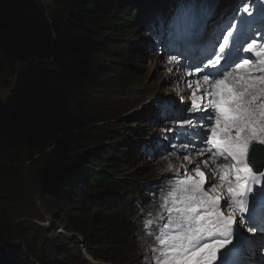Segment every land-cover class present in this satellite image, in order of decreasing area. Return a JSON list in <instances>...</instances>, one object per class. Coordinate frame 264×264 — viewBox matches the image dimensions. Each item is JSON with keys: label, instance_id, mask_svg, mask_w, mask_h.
Listing matches in <instances>:
<instances>
[{"label": "trees", "instance_id": "obj_1", "mask_svg": "<svg viewBox=\"0 0 264 264\" xmlns=\"http://www.w3.org/2000/svg\"><path fill=\"white\" fill-rule=\"evenodd\" d=\"M172 3L155 0L145 10L138 0H57L48 10L40 0H0V63L14 66L16 76L9 95L0 99V176L28 163L40 192L54 202L47 211L72 233L16 228L19 216L12 212L9 221L8 201L0 193V264H67L75 255L85 261L73 234L97 240L90 233L97 229H104L98 243L112 247L91 250L84 240L96 259L116 257L130 240L151 241L144 225L159 197L156 182L121 175L133 150L141 154L153 141L141 136L147 132L143 118L129 115L138 123L110 126L108 136L105 116L82 104L87 94L122 96L138 87L127 66L139 60L129 59L147 52V18L154 28V13ZM139 12V33L129 36ZM100 121L97 140L89 131Z\"/></svg>", "mask_w": 264, "mask_h": 264}, {"label": "snow or ice", "instance_id": "obj_2", "mask_svg": "<svg viewBox=\"0 0 264 264\" xmlns=\"http://www.w3.org/2000/svg\"><path fill=\"white\" fill-rule=\"evenodd\" d=\"M242 6L243 14L234 13L221 18L213 26L211 33L206 31V25L214 17L215 9L198 4L197 0H189L172 21L171 26L178 38L189 42L195 38L207 41L197 49L193 62L189 64L196 73H204L203 88L200 79L194 83L189 82L192 103L188 111L202 114L199 127L202 129V143L205 145L204 149L194 150L201 156L207 155L208 159L215 160L218 157L222 165L231 164L235 170V182L227 180L225 176L220 177L227 183L228 198L224 201V206L228 215L221 211V197L209 196L204 191V173L199 164L193 167L198 178L185 174L184 179L173 185L169 195L173 197L174 204L177 200L182 204V207L176 208L178 217L175 227L186 234L166 237L162 232L158 235L156 239L161 249L156 264H177V257L183 260V264H213L218 259V253L219 264H234V257L238 254L243 239L242 228L246 226L243 214L248 213V220L256 225V208L258 205L264 206V186L255 192L252 187L264 181V47L257 50L254 47L255 40L244 46L254 18L247 0H242ZM261 32H264V25L254 35L260 36ZM261 39L264 40V37ZM245 54L258 59L259 64L252 65L249 59L243 58ZM176 60V56L170 57L171 62ZM197 64L203 67L196 66ZM238 69H244L245 75L233 77ZM197 90H201L199 94ZM205 96L209 98L208 103L201 107L199 101ZM180 127L183 129L181 135L188 138L191 134L187 129L198 126L193 118L182 120ZM183 148L188 150V145H183ZM250 148V160L256 172L249 166ZM208 159L202 163L207 165ZM210 190L216 192L217 186L210 185ZM176 193L181 195L177 196ZM249 194L252 196L251 212L248 208ZM236 213L241 214L239 221ZM171 224L170 220L169 225ZM259 224L264 228V215ZM234 225H237L235 244ZM247 231L254 232L255 227L248 228ZM228 245L231 247H226Z\"/></svg>", "mask_w": 264, "mask_h": 264}, {"label": "rangeland", "instance_id": "obj_3", "mask_svg": "<svg viewBox=\"0 0 264 264\" xmlns=\"http://www.w3.org/2000/svg\"><path fill=\"white\" fill-rule=\"evenodd\" d=\"M154 1L155 0H150V2H147L146 0H138L139 4H137V6L138 8H145V5L149 6ZM40 2L48 10L57 6V0H40ZM182 2L184 5H187L189 0H182ZM227 2L231 5L232 3L235 4L236 0H227ZM137 22L138 25L141 22L140 12L135 24H133L132 28H129V36L135 35V25ZM153 46L156 47L155 42L153 43ZM146 51L147 52L143 51L139 57H137L135 52L132 53L129 60L133 61L134 58H136L139 62H132L133 65L127 66L128 70L131 71L132 75L137 79L138 89L133 86L131 90L127 91L128 95L122 96L115 94V92L87 94L88 102L82 104L83 106H86V108H91L95 112V115L97 114L96 112H98L105 116L107 121L104 122L105 125L103 126H105L104 128L106 129H103V133L108 136L111 134V132L107 131V128L110 126L116 124L121 125L123 123L131 124V121L133 123H138L140 117L146 118L151 116V113L157 110L159 104H172L173 110L175 112H181L183 115L189 112L188 109L190 108V105L183 100H180L174 90L177 85L182 84L179 82L180 77L178 68L173 70V64L170 61L171 56L167 55L165 51H159L158 48L151 49L149 46H146ZM14 69L15 67L10 66L8 62L3 60L1 61L0 99H5L14 85L16 77ZM182 74L183 73L181 72L180 76H182ZM191 93L192 90L188 92L187 96L191 95ZM129 115H137L139 118L135 120L127 119L126 117ZM152 119L158 121V123L153 125L142 123V125L145 129L149 130V132H155L159 135L158 142L166 141L168 139V135L176 133L182 121L174 118H162L155 115H152ZM184 120L187 119L184 118ZM100 124H102L101 121L94 123L93 126L90 127L89 131L91 136L97 140H100L101 136ZM196 124L197 126H200L199 122H196ZM145 134L146 133L143 132L141 135L144 136ZM186 156L187 159L185 158ZM205 159L206 157L201 156L199 153L190 156L187 154L184 155L183 158L176 157L173 159L168 157L167 154H163L159 160L146 159L145 157L140 156V158H133L129 168L126 167L122 169L121 175L129 176V174H132L134 177L141 174L143 179H152L156 177L162 182L176 178H185V174L198 178V174L194 172L193 167L195 164H199L200 170L204 173L205 179V183L202 187L210 190V185L217 186L218 178L215 176V173L207 167V165L202 163ZM28 165L29 164L25 162L23 164L11 166L12 169L7 177L3 175L0 176V193L5 195V199L8 201L6 208L11 211L9 221L10 219L11 222L14 220L11 218L13 212L14 216H19L18 219L14 221L16 223V228L20 227L28 233L29 231H33L35 226H41L50 228V230H54L59 233L58 228L61 227L60 223L55 221L47 211V203L54 204V202L40 192L39 186L35 182V178L32 176V173H30L31 169ZM130 169L133 170L129 171ZM90 233L97 238V240H95L92 236H89L84 239L91 250H97L99 245L107 248L112 247V244H109L106 241H103V246L98 243L100 237L104 234V229H102V232L100 229H97L95 231H91ZM74 244L81 251L80 246H82V244L78 242H74ZM99 252L105 257H112L108 253ZM125 252L129 253L122 254V258H119V252H115L117 256L113 257V259H116V264L146 263L144 262V256L137 253L135 245L125 249ZM81 253L83 254V247ZM81 256L84 258L83 255ZM30 259L32 260V258ZM97 262L98 264H112L99 261ZM35 264L38 263L36 262ZM67 264L89 263L87 260L82 261L80 255H75L70 257V261L67 262Z\"/></svg>", "mask_w": 264, "mask_h": 264}, {"label": "water", "instance_id": "obj_4", "mask_svg": "<svg viewBox=\"0 0 264 264\" xmlns=\"http://www.w3.org/2000/svg\"><path fill=\"white\" fill-rule=\"evenodd\" d=\"M253 167L255 168V166L253 165Z\"/></svg>", "mask_w": 264, "mask_h": 264}, {"label": "bare ground", "instance_id": "obj_5", "mask_svg": "<svg viewBox=\"0 0 264 264\" xmlns=\"http://www.w3.org/2000/svg\"><path fill=\"white\" fill-rule=\"evenodd\" d=\"M123 32V31H122Z\"/></svg>", "mask_w": 264, "mask_h": 264}]
</instances>
